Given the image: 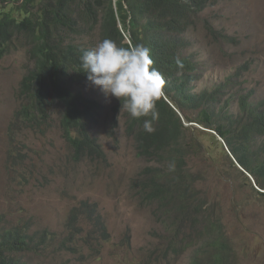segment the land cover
<instances>
[{
    "label": "rangeland",
    "instance_id": "rangeland-1",
    "mask_svg": "<svg viewBox=\"0 0 264 264\" xmlns=\"http://www.w3.org/2000/svg\"><path fill=\"white\" fill-rule=\"evenodd\" d=\"M20 2L3 4L0 0V9L10 10ZM191 37L194 44L186 53L194 55L192 92L211 94L229 83L217 104L223 124L228 122L227 114H239L242 96L252 94L253 104L264 99V0L212 3L201 13ZM100 41V31L77 39L90 49ZM30 67L22 47L0 59L1 223L29 224L33 234L49 231L61 240L68 235L73 208L86 202L98 206L110 239L96 243L92 252L85 248L78 254L72 250L47 253L44 258L26 255L27 259L47 264H192L207 239L191 224L188 228L177 225L181 234L175 241V230L162 208L144 198L142 180L152 172L147 168L162 165L138 156L128 130V113L116 109L120 107L117 99L106 98L98 87L87 83L75 86L84 100H97L102 106L92 133L105 154L77 162L63 138L59 109L54 108L52 128L44 135L15 122L21 107L18 90ZM196 114L193 110L190 116ZM185 125L187 153L181 161L192 191L205 205L197 212L222 222L236 264H264V196L255 191L259 190L256 180L217 132L186 121ZM81 238L76 237L77 246L83 245ZM189 238L194 244L184 248Z\"/></svg>",
    "mask_w": 264,
    "mask_h": 264
},
{
    "label": "trees",
    "instance_id": "trees-1",
    "mask_svg": "<svg viewBox=\"0 0 264 264\" xmlns=\"http://www.w3.org/2000/svg\"><path fill=\"white\" fill-rule=\"evenodd\" d=\"M220 1L223 0H22L10 10L0 9V59L22 47L31 64L18 90L21 107L15 122L44 135L52 128L54 108L59 109L63 138L77 162L105 155L92 133V123L102 106L97 100H84L81 91L75 89L83 83L93 86L80 60V50L90 48L77 43V39L100 31L101 41L109 38L118 46L144 44L151 49L153 66L165 79L164 95L156 104V130L149 134L143 129L144 120L150 117L136 120L129 114L128 130L136 142L138 156L162 165L147 168L152 172L143 178L140 188L148 202H157L162 208L175 230V241L181 234L177 225L188 228L191 224L207 239L192 264H236L237 257L222 222L197 212L205 205L198 202L181 161L187 153L185 121L217 132L241 167L256 180L259 190L254 188L255 191L264 196V99L253 104L252 94L242 96L239 114H227L228 122L223 124L217 104L229 83L199 96L190 86L194 78L190 73L195 71L194 55L186 53L194 44L191 35L201 13ZM205 28L214 33L210 24ZM177 59L182 68L177 67ZM117 101L120 107L116 109H121V101ZM193 110L197 111L196 117L190 116ZM173 162L175 170L169 171ZM246 172L241 171L252 184ZM67 227V237L59 240L49 231L33 234L29 224L3 226L0 217V264H47L29 261L26 255L44 258L47 253L72 250L78 254L85 248L92 252L96 243L101 245L110 239L96 204L82 202L75 206ZM79 235L83 237L82 246L76 243ZM184 242L188 243L184 248L194 244L192 238Z\"/></svg>",
    "mask_w": 264,
    "mask_h": 264
},
{
    "label": "clouds",
    "instance_id": "clouds-1",
    "mask_svg": "<svg viewBox=\"0 0 264 264\" xmlns=\"http://www.w3.org/2000/svg\"><path fill=\"white\" fill-rule=\"evenodd\" d=\"M80 51L87 81L98 87L106 98L120 100L121 111L127 112L132 119L150 117L144 120L143 129L149 134L155 132L153 121L159 119L156 104L164 95L165 79L153 66L151 49L144 44L118 46L114 40L106 38L95 47ZM176 64L178 68L183 67L179 59ZM174 170L173 162L169 171Z\"/></svg>",
    "mask_w": 264,
    "mask_h": 264
},
{
    "label": "bare ground",
    "instance_id": "bare-ground-1",
    "mask_svg": "<svg viewBox=\"0 0 264 264\" xmlns=\"http://www.w3.org/2000/svg\"><path fill=\"white\" fill-rule=\"evenodd\" d=\"M4 4V3H3ZM60 106V105H59ZM186 120V119H185Z\"/></svg>",
    "mask_w": 264,
    "mask_h": 264
}]
</instances>
